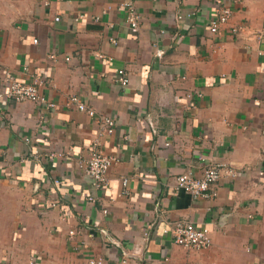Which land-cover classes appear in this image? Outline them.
Instances as JSON below:
<instances>
[{
  "label": "crops",
  "instance_id": "obj_1",
  "mask_svg": "<svg viewBox=\"0 0 264 264\" xmlns=\"http://www.w3.org/2000/svg\"><path fill=\"white\" fill-rule=\"evenodd\" d=\"M122 2L0 0V90L6 73L38 77L55 103L0 97V264H264V0H135L136 33ZM102 116L118 160L93 189L77 159ZM210 164L237 176L214 197L177 189ZM176 220L207 227L211 245L176 244L163 233Z\"/></svg>",
  "mask_w": 264,
  "mask_h": 264
},
{
  "label": "built area",
  "instance_id": "obj_2",
  "mask_svg": "<svg viewBox=\"0 0 264 264\" xmlns=\"http://www.w3.org/2000/svg\"><path fill=\"white\" fill-rule=\"evenodd\" d=\"M135 0H123L122 6L126 11L125 20L129 25L130 30L136 33L139 29V14L134 5ZM194 13L191 12L187 16H191ZM232 14V10L229 7H222L219 9L217 15L209 20V29L211 32H216L222 24L229 21ZM183 14H179L181 18ZM57 20L58 17H55ZM242 26H231L230 32L233 35H237ZM36 41V40H34ZM112 42H115L112 40ZM248 48V46H246ZM161 51L157 52L160 56ZM54 55H51L53 57ZM98 56H103L98 54ZM116 79L121 86L126 87L129 82L127 72L121 68L116 71ZM3 81L6 83V88L0 90V97H5L16 102L31 101L35 103H43L48 108H53L55 103L48 101L40 92V88L43 85V81L36 77L31 82L23 83L16 79L13 75L6 73L3 77ZM200 95V93H197ZM187 97L191 96V93L186 94ZM73 103L78 109L87 112L90 116L94 115V110L87 106L85 102L81 101L77 96H72L68 100L67 104ZM100 128L91 140L89 150L87 154L78 157L77 166L86 175L91 178V184L93 189H98L106 185L108 170L112 164L118 159L116 156L107 154L103 150V137L107 134H111L114 131L115 122L112 118L102 116L99 117ZM25 141H29L28 137H25ZM70 152H55L54 156L68 155ZM262 174V172H260ZM237 171L231 166L223 164H210L207 165L202 174L199 177H195L190 171L180 174L176 177L177 189L188 192L193 198L198 197H214L217 191L212 187L223 177L235 178ZM123 188L122 194H127V179H122ZM89 200L93 201V196H88ZM51 205H55L51 203ZM70 234L74 233L73 230L69 231ZM163 233L169 234L172 240L181 245L184 248L192 249H205L208 248L211 243L210 230L205 226H196L190 221H173L168 227L163 229ZM123 264L127 263V259L121 260ZM102 257L91 258L89 264H102ZM32 264V263H30Z\"/></svg>",
  "mask_w": 264,
  "mask_h": 264
}]
</instances>
